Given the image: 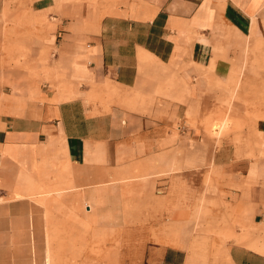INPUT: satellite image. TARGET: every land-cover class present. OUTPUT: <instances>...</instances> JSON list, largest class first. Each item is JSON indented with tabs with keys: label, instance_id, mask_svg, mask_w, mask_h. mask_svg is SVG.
Returning <instances> with one entry per match:
<instances>
[{
	"label": "crops",
	"instance_id": "obj_1",
	"mask_svg": "<svg viewBox=\"0 0 264 264\" xmlns=\"http://www.w3.org/2000/svg\"><path fill=\"white\" fill-rule=\"evenodd\" d=\"M59 14L49 37V73L63 77L66 91L38 83L31 103L6 106L0 118V264H44L38 251L50 249L62 202L110 184L119 167L142 154L174 155L184 171L227 169L214 179L206 202L216 205L204 207L201 224L221 240L200 241L192 216L176 212L180 230L150 248L148 264H195L205 244L224 252L206 264H264V119L251 149L230 145L223 164L221 148L200 127L170 139L172 119L158 115L152 93L154 80L174 76L197 97L205 73L230 75L222 58L209 69L211 58L234 53L222 35L264 44V0H80ZM120 132L148 136L149 143L120 140ZM157 135L166 142L159 153L151 145Z\"/></svg>",
	"mask_w": 264,
	"mask_h": 264
},
{
	"label": "rangeland",
	"instance_id": "obj_2",
	"mask_svg": "<svg viewBox=\"0 0 264 264\" xmlns=\"http://www.w3.org/2000/svg\"><path fill=\"white\" fill-rule=\"evenodd\" d=\"M72 1L80 0H0V118L6 106L31 103L38 83L54 84L56 91H66L63 77L49 73L53 64L48 44L54 18ZM221 39L234 53L230 57L214 53L209 69L222 58L232 66L230 75L212 79L205 73L204 89L197 97L174 76L154 80L152 93L158 100L154 107L158 115L172 119L170 139L183 128L200 127L208 140L213 138L221 148L217 162L227 164L229 146L238 147V152L246 147L250 150L257 123L264 119V44L230 41L228 35ZM162 100L169 104H161ZM125 108L136 109L132 105ZM119 125L123 127L122 122ZM120 133V140L149 143L148 136L130 138ZM162 138L157 135L151 142L154 146L155 141L157 153L166 143L160 141ZM173 157L142 154L131 160V165L119 167L108 180L110 184L94 186L87 197L76 192L78 198L73 203L62 202L60 223L48 235L50 249L38 251L45 257L44 264H148L150 248L180 230V219L174 217L180 211L192 216L194 236L200 241L221 240L212 228L205 226L203 230L201 224L207 213L204 207L216 205L206 202L212 196L214 179L227 169L216 173L210 164L204 170L184 171ZM205 247L197 251L195 264L224 257L223 251L210 249L216 245Z\"/></svg>",
	"mask_w": 264,
	"mask_h": 264
},
{
	"label": "bare ground",
	"instance_id": "obj_3",
	"mask_svg": "<svg viewBox=\"0 0 264 264\" xmlns=\"http://www.w3.org/2000/svg\"><path fill=\"white\" fill-rule=\"evenodd\" d=\"M219 126H220V125H219ZM212 127H213V126H212ZM216 127H217V126H216ZM216 127H215V128H216ZM222 130H223V129H222ZM217 131H218V130H217ZM212 132H213V129H212Z\"/></svg>",
	"mask_w": 264,
	"mask_h": 264
}]
</instances>
